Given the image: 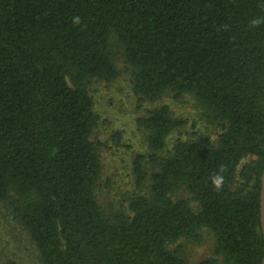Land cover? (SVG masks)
<instances>
[{
  "label": "trees",
  "instance_id": "16d2710c",
  "mask_svg": "<svg viewBox=\"0 0 264 264\" xmlns=\"http://www.w3.org/2000/svg\"><path fill=\"white\" fill-rule=\"evenodd\" d=\"M260 18L264 0H0V202L40 264H189L177 243L201 244L204 230L213 256L198 264H262L264 23L251 26ZM119 58L141 101L191 94L221 131L163 154L187 122L169 105L148 109L138 125L151 152L132 168L147 193L109 215L96 196L90 84L115 80Z\"/></svg>",
  "mask_w": 264,
  "mask_h": 264
},
{
  "label": "rangeland",
  "instance_id": "374dc122",
  "mask_svg": "<svg viewBox=\"0 0 264 264\" xmlns=\"http://www.w3.org/2000/svg\"><path fill=\"white\" fill-rule=\"evenodd\" d=\"M119 76L111 81L93 80L90 93L94 99V109L99 122L92 140L100 142L102 176L96 196L103 210L111 215L117 211H128L129 200L136 194H146V189H138L133 175V160L137 154L148 155L149 132L138 125V119L148 109L169 105L176 118L186 120V125L167 139L163 154L168 153L177 139L190 140L199 133L215 139L221 131L213 122L205 108L191 94L175 98L171 93L160 100L141 101L133 90L132 75L124 59L116 61ZM118 138V139H117ZM190 198L187 192H179L176 197ZM196 209V204L192 202ZM204 241L193 244L181 239L180 249L189 264H198L202 259L213 256L214 235L204 230ZM176 245L170 246L175 249ZM0 264H40L39 251L29 234L16 221L6 204L0 202Z\"/></svg>",
  "mask_w": 264,
  "mask_h": 264
},
{
  "label": "clouds",
  "instance_id": "9594fccd",
  "mask_svg": "<svg viewBox=\"0 0 264 264\" xmlns=\"http://www.w3.org/2000/svg\"><path fill=\"white\" fill-rule=\"evenodd\" d=\"M81 23V18L79 16H76L73 18V24L79 25ZM261 23H264V18L260 19H253L251 21V26L256 27L259 26ZM211 183L214 187V190L220 191L222 190L224 184H225V177L220 172L214 173L211 177Z\"/></svg>",
  "mask_w": 264,
  "mask_h": 264
},
{
  "label": "water",
  "instance_id": "95a60500",
  "mask_svg": "<svg viewBox=\"0 0 264 264\" xmlns=\"http://www.w3.org/2000/svg\"><path fill=\"white\" fill-rule=\"evenodd\" d=\"M261 226L264 233V172L262 175V190H261ZM262 264H264V259Z\"/></svg>",
  "mask_w": 264,
  "mask_h": 264
}]
</instances>
